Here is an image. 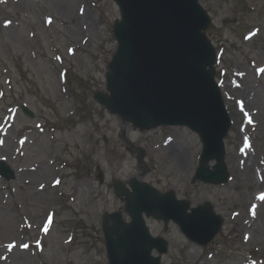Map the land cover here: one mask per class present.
<instances>
[{
	"label": "rangeland",
	"instance_id": "374dc122",
	"mask_svg": "<svg viewBox=\"0 0 264 264\" xmlns=\"http://www.w3.org/2000/svg\"><path fill=\"white\" fill-rule=\"evenodd\" d=\"M199 1L232 120L230 178L219 184L193 181L202 152L195 131L138 129L95 99L109 92L115 0H0V160L15 172L0 176V264H107L102 217L123 211L114 183L132 177L191 206L209 200L224 218L206 246L172 221L146 218L169 242L162 264H264V0ZM235 149L246 165L253 158L261 184L250 186L244 159L228 157Z\"/></svg>",
	"mask_w": 264,
	"mask_h": 264
},
{
	"label": "water",
	"instance_id": "95a60500",
	"mask_svg": "<svg viewBox=\"0 0 264 264\" xmlns=\"http://www.w3.org/2000/svg\"><path fill=\"white\" fill-rule=\"evenodd\" d=\"M115 1L121 17L113 28L117 47L106 78L109 92H96L95 99L138 129L187 126L195 131L202 152L193 181L227 182L225 138L232 120L215 78L217 51L207 35L208 11L199 0ZM23 110L32 115L26 106ZM144 154L140 149L138 159ZM14 173L0 160L1 176L12 179ZM114 192L123 198L129 220L122 210L104 213L107 264H162L169 242L151 233L148 217L162 220L165 228L176 223L202 246L224 223L211 201L191 206L189 200L177 198L175 190L161 192L137 177L128 185L116 181Z\"/></svg>",
	"mask_w": 264,
	"mask_h": 264
},
{
	"label": "bare ground",
	"instance_id": "6f19581e",
	"mask_svg": "<svg viewBox=\"0 0 264 264\" xmlns=\"http://www.w3.org/2000/svg\"><path fill=\"white\" fill-rule=\"evenodd\" d=\"M230 114V113H229ZM172 153L173 154H175V155H179V153L177 154V150L176 149H174V148H172ZM228 155V157L230 156V158L235 162V164H236V162H237V160H238V162L241 160V159H244L243 160V165L242 164H239V167H241V165L243 166L242 168H244V172H246L247 174H250V180H251V182L249 183L250 184V186H252V185H258V184H261V178L259 177V178H255L254 177V174L252 175V173H251V169L253 168V164H254V162H253V158H248V159H250V160H252V163H251V165L250 166H248V165H246V159L244 158V154L241 152V154H239V151L237 150V149H235V150H233V151H231L229 154H227ZM252 156L251 157H253V154H251ZM226 157V156H225ZM227 158V157H226ZM246 198L248 199L249 198V196H246ZM259 229V228H258Z\"/></svg>",
	"mask_w": 264,
	"mask_h": 264
},
{
	"label": "snow or ice",
	"instance_id": "6c2138e0",
	"mask_svg": "<svg viewBox=\"0 0 264 264\" xmlns=\"http://www.w3.org/2000/svg\"><path fill=\"white\" fill-rule=\"evenodd\" d=\"M26 246V245H25Z\"/></svg>",
	"mask_w": 264,
	"mask_h": 264
}]
</instances>
